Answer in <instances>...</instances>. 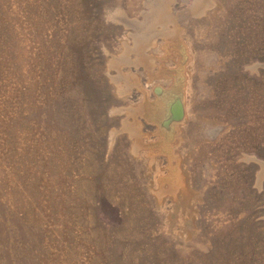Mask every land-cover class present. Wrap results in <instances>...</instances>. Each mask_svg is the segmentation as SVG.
<instances>
[{
  "label": "rangeland",
  "instance_id": "rangeland-1",
  "mask_svg": "<svg viewBox=\"0 0 264 264\" xmlns=\"http://www.w3.org/2000/svg\"><path fill=\"white\" fill-rule=\"evenodd\" d=\"M252 157L264 0H0V264H264Z\"/></svg>",
  "mask_w": 264,
  "mask_h": 264
},
{
  "label": "bare ground",
  "instance_id": "bare-ground-1",
  "mask_svg": "<svg viewBox=\"0 0 264 264\" xmlns=\"http://www.w3.org/2000/svg\"><path fill=\"white\" fill-rule=\"evenodd\" d=\"M259 65H255V66H253V68L254 69H256L257 67H258ZM179 101V100H178ZM178 101H176V103H174L172 106H171V115H172V117H176V118H179V117H181L182 116V113L184 112V111H182V106H181V103H179ZM181 102V101H180ZM184 108V107H183ZM169 118V117H168ZM249 158V157H248ZM252 160H255V161H257L258 163H260V165H261V170L259 171V181H258V183H259V185H261V182H262V179H263V177H264V161H262V160H259V159H257V158H255V157H252L251 158Z\"/></svg>",
  "mask_w": 264,
  "mask_h": 264
}]
</instances>
